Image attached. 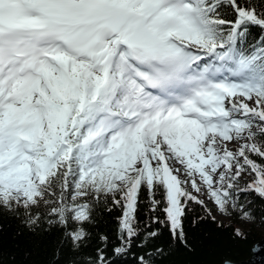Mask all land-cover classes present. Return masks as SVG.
Returning a JSON list of instances; mask_svg holds the SVG:
<instances>
[{
  "label": "snow or ice",
  "instance_id": "6c2138e0",
  "mask_svg": "<svg viewBox=\"0 0 264 264\" xmlns=\"http://www.w3.org/2000/svg\"><path fill=\"white\" fill-rule=\"evenodd\" d=\"M142 192L167 238L141 230ZM255 199L264 0H0V216L20 264H164L191 250L189 204L251 223ZM99 209H119L115 240L86 229ZM0 264H17L2 228Z\"/></svg>",
  "mask_w": 264,
  "mask_h": 264
},
{
  "label": "trees",
  "instance_id": "16d2710c",
  "mask_svg": "<svg viewBox=\"0 0 264 264\" xmlns=\"http://www.w3.org/2000/svg\"><path fill=\"white\" fill-rule=\"evenodd\" d=\"M259 37V29H253L247 39L251 43L255 39H259ZM157 198L159 199L160 197L157 196ZM244 199V195L241 194V202ZM148 207L146 193L142 192L137 212L141 230L143 231L145 225L149 228L159 227L163 233L162 239L167 238L168 232L166 228L149 222V218L154 214L148 211ZM248 207L254 212L256 220L245 227H240L247 233V238L242 239L233 235L234 229L239 227L237 219L230 218L226 221H221L216 218V222H214L207 218L205 211L199 205L189 204L184 227L191 250L189 251L183 247L176 249L171 256L167 257L164 264H222L225 260L242 261L247 259L251 255L253 244L264 234L262 230L264 229V224L259 223L260 217L264 216V201L255 199ZM98 212L100 215L96 218L97 223L95 225H85L86 229L93 234L98 232L106 233L115 240L116 217L120 214L119 209H113L111 213H105L103 209H99ZM211 216H213L212 212ZM220 222H222V225L218 226ZM17 227V221L10 219L7 215L0 216L5 258L11 259L15 255L17 264H20L24 257L21 254V250L17 249L11 240V236L17 230ZM50 239V237L33 238L29 246L40 253L36 259L44 258ZM92 243L94 245L95 240ZM133 251L137 250L133 249ZM127 264H134L132 254H129Z\"/></svg>",
  "mask_w": 264,
  "mask_h": 264
},
{
  "label": "water",
  "instance_id": "95a60500",
  "mask_svg": "<svg viewBox=\"0 0 264 264\" xmlns=\"http://www.w3.org/2000/svg\"><path fill=\"white\" fill-rule=\"evenodd\" d=\"M225 262H229V264H264V234L253 244L251 255L247 259L242 261L225 260L222 264H225Z\"/></svg>",
  "mask_w": 264,
  "mask_h": 264
},
{
  "label": "rangeland",
  "instance_id": "374dc122",
  "mask_svg": "<svg viewBox=\"0 0 264 264\" xmlns=\"http://www.w3.org/2000/svg\"><path fill=\"white\" fill-rule=\"evenodd\" d=\"M208 205H209L210 209L212 210L211 212H212L213 216H215L218 220L226 221V220H228V219L231 218V217H229V216H227V215H221V214H220V213H219V212L213 207V205H212L211 203H209ZM238 222H239V227H245V226L251 224V223L241 222V221H239V220H238ZM262 230L264 231V229H262Z\"/></svg>",
  "mask_w": 264,
  "mask_h": 264
}]
</instances>
